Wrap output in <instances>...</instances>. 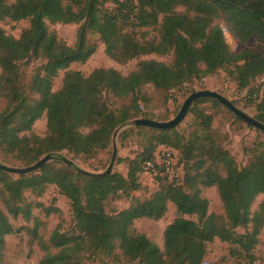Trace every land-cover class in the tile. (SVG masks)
<instances>
[{"label":"trees","instance_id":"trees-1","mask_svg":"<svg viewBox=\"0 0 264 264\" xmlns=\"http://www.w3.org/2000/svg\"><path fill=\"white\" fill-rule=\"evenodd\" d=\"M106 4L114 6L111 12L103 9ZM178 6L185 8L184 13L176 11ZM4 20L29 21L18 39L0 29V99L5 101L0 110V153L23 167L64 151L93 159L99 152L112 150L113 135L121 126L139 119L155 121L149 114L139 116V103H147L141 95L146 85L173 90L222 70L239 88L264 77V0H15L11 4L0 0V21ZM217 21L238 44L254 40L255 46L230 50ZM122 22H134L133 27L138 29L152 27L158 36L152 41H138L132 34L123 33ZM48 24L79 25L75 45L57 40ZM89 31L99 36L105 54L117 63L151 54H171L173 61L141 60L125 76L103 68L88 76L68 71L71 64L85 63L95 52L86 39ZM33 59L44 64L25 88L20 82V67ZM59 71H65L62 86L54 92L52 84ZM28 89L38 98L28 97ZM253 96H258L256 90L250 93V98ZM108 99L130 102L112 108ZM201 103L227 109L214 98L197 99L187 112L198 120L188 137L179 133L177 126L170 130L138 126L120 132V141L134 131L145 140L137 157L116 161L128 163L125 175L112 171L106 177L91 179L74 168H57L49 163L37 173L15 178L0 171V200L6 209V213L0 211V264H4L5 238L19 232L8 216L34 222L32 228L21 230L43 252L38 264H72L83 250L110 254L116 245L138 264H206V246L216 238L232 247L231 255L254 261L252 251L264 226V201L255 211L251 206L256 197L264 195V143L256 147L252 160L239 168L233 157L215 143L210 129L212 117L197 109ZM228 111L237 121L259 131ZM42 117L46 130L38 136L32 129ZM252 119L264 125V98ZM159 146L180 156L184 168L181 184L168 183V176L158 168L162 175L155 180L166 183L150 198L134 199L127 209L107 214L104 202L110 195L139 190L143 164L154 160ZM48 185L55 186L69 201L74 232L63 233L57 226L45 241L38 233L40 221L32 217L33 208L42 205H32L24 196L28 191L42 194ZM209 187L217 190L223 217L208 214L202 189ZM169 203L178 217L165 228L161 251L145 236L132 234L131 227L138 219H161ZM44 210L49 215L53 209ZM249 224L250 231L237 233V228L247 229Z\"/></svg>","mask_w":264,"mask_h":264},{"label":"rangeland","instance_id":"rangeland-1","mask_svg":"<svg viewBox=\"0 0 264 264\" xmlns=\"http://www.w3.org/2000/svg\"><path fill=\"white\" fill-rule=\"evenodd\" d=\"M6 3L11 4L15 0H5ZM114 6L106 4L103 9L111 12ZM176 11L184 13L185 8L178 6ZM134 22H122L123 33H130L138 41H152L157 38V31L150 27L147 29H138L133 27ZM217 24L224 31L226 44L232 51H237L243 48H253L255 46L254 40H250L246 45L238 44L231 35L227 32L225 25L217 21ZM29 27V21L12 22L9 20L0 21V29H2L5 35L14 39H18L22 32ZM49 31L53 32L57 40L72 47L76 43L77 31L79 25L70 24H48ZM86 39L89 44H93L95 52L85 63H73L67 69L68 71H78L84 76H88L95 69H114L121 75L125 76L134 71L137 64L141 60H154L165 64H171L173 57L171 54L166 56L159 55H147L136 58L127 63H117L110 59L105 54V47L102 44L98 35L88 32ZM43 60L33 59L20 67V82L26 88L29 84L32 75L41 73ZM66 71V70H65ZM65 71H59L54 78L52 84V91H58L62 86V79ZM1 74V70H0ZM208 90L217 92L224 96L228 101L232 102L239 110H241L248 117L253 118L257 113V106L260 100L264 98V82L253 81L247 88H239L235 83L231 75L227 71H217L214 74L201 79L195 80L192 84L184 85L181 88H175L173 90L155 89L151 85L142 87L141 95L147 100V103H139V116L141 113L149 114L155 121L167 122L174 119L179 113L185 99L196 91ZM257 91V97L250 98L252 91ZM26 95L30 98L37 99L38 96L29 89L26 91ZM109 105L112 108H119L122 104H128L130 99L123 101H113L108 99ZM5 107V101L0 99V110ZM198 110L205 112L212 117L211 132L215 143L222 149L226 150L234 159L239 168L247 165L254 156L256 147L264 143V134L260 131H256L253 128L248 127L245 123L239 122L234 119L233 115L225 108L221 106H213L211 103H201L197 107ZM198 120L191 113H187L184 119L177 125V131L182 135L188 137V135L194 131ZM125 130L131 128L130 123L126 124ZM46 130L45 117L40 118L33 125L32 133L38 136H43ZM124 131V130H123ZM119 135V134H118ZM145 143L143 136L134 131L125 140L120 141L119 136L116 138L117 155L112 171L121 175H125L128 171V163L123 162L117 164L118 159L132 160L141 152ZM162 146H159V149ZM156 149V150H157ZM174 151V150H173ZM173 169L171 175L166 177L168 183L181 184L184 175L183 164L181 163L180 156L176 151ZM112 155V150L99 152L95 158L87 159L79 156H74L68 152H61L59 156H55L54 161L48 162L53 167L57 168H74L77 170L83 169L94 173L104 171ZM72 163L70 166L68 163ZM0 164L10 167L20 168L23 167L16 162L9 161V159L3 157L0 153ZM38 171V170H37ZM37 171L33 173H37ZM111 171V172H112ZM157 175H162L158 172ZM73 172V171H72ZM32 173V174H33ZM139 175L138 180L140 188L138 191L132 193L119 192L116 195H110L104 202V209L107 214H115L130 207L134 199L145 200L150 198L165 181H156L157 175ZM14 178L16 175H12ZM1 189V188H0ZM202 196L208 201V214L216 216H224V210L220 202L217 190L215 187H209L202 189ZM25 201L36 206L32 210V217L36 218L41 223L39 229V235L46 241L51 232L60 226L61 232L70 234L74 232V223L72 220V213L70 209L69 201L62 196L58 189L53 185L46 186L42 194H35L31 192L25 193ZM264 201V195L256 197L251 206V211H255L259 204ZM45 208L53 209L49 215L46 214ZM0 211L6 213V209L0 200ZM10 222L15 229H19V232L9 235L5 238V251H4V264H38V259L43 255V252L39 247L30 241V236L25 231L21 230L24 227L25 230L32 228L34 222L32 220L25 221L23 218L12 219L10 216ZM178 215L172 204H168L165 215L156 221L148 219H138L134 221L131 227V232L134 235H143L151 242L155 243L161 251L164 249L163 232L165 228L173 222ZM189 220L197 221L196 217L188 216ZM251 230V224L247 229L237 228L236 231L239 234L245 231ZM232 247L229 244L223 243L217 238L206 246V255L204 262L206 264H252L250 257L247 256H233L231 255ZM55 250H53L54 252ZM251 258L259 259L264 262V226L258 236V244L252 251ZM72 264H138V261L132 262L125 257L122 251L116 245L115 249L110 254L98 252H88L83 250L80 255H77Z\"/></svg>","mask_w":264,"mask_h":264},{"label":"water","instance_id":"water-1","mask_svg":"<svg viewBox=\"0 0 264 264\" xmlns=\"http://www.w3.org/2000/svg\"><path fill=\"white\" fill-rule=\"evenodd\" d=\"M204 97H208V98H214L216 99L219 103H221L222 105H224L228 110H230L233 114H235L237 117H239L241 120H243L244 122H246L248 125L258 129L259 131L264 133V125L256 122L254 119H252L251 117H248L246 114H244L242 111L238 110L230 101H228L226 98H224L223 96L219 95L216 92H212V91H198L195 92L193 94H191L183 103L179 113L177 114V116L168 121V122H156V121H151V120H147V119H139V120H134L130 123L131 127H138V126H144V127H150V128H154V129H159V130H170L172 128H175L186 116L187 112H188V108L189 106L195 102L197 99L199 98H204ZM127 127H129L128 125H123L121 126L113 135V142H112V155H111V159L110 162L107 166V168L99 173H94V172H90L87 170H83V169H79L77 168V173L87 177V178H91V179H97V178H103L106 177L108 174L111 173L114 163H115V158L117 155V149H116V138L118 136V134L120 132H122L123 130H125ZM56 158L52 155H46L44 156L42 159H40L39 161H37L36 163H34L31 166L28 167H23V168H16V167H10V166H6L3 164H0V171H3L7 174L10 175H27L30 173H33L35 171H37L38 169H40L42 166H44L46 163L50 162V161H54ZM68 163V162H67ZM72 163H68V165L70 166Z\"/></svg>","mask_w":264,"mask_h":264},{"label":"built area","instance_id":"built-area-1","mask_svg":"<svg viewBox=\"0 0 264 264\" xmlns=\"http://www.w3.org/2000/svg\"><path fill=\"white\" fill-rule=\"evenodd\" d=\"M256 81L263 83L264 77H261ZM174 159L175 153L172 149L161 147L155 152L153 161H147L143 164L142 172L140 173V175H155L157 173V169L162 168L163 174L165 176H169L172 174ZM252 264H264V262L262 263L259 259H256L252 262Z\"/></svg>","mask_w":264,"mask_h":264},{"label":"crops","instance_id":"crops-1","mask_svg":"<svg viewBox=\"0 0 264 264\" xmlns=\"http://www.w3.org/2000/svg\"><path fill=\"white\" fill-rule=\"evenodd\" d=\"M162 147H163V146H162ZM160 148H161V147H160ZM157 150H158V149H157ZM157 150H156V151H157Z\"/></svg>","mask_w":264,"mask_h":264}]
</instances>
